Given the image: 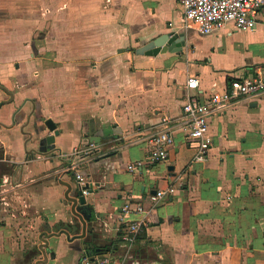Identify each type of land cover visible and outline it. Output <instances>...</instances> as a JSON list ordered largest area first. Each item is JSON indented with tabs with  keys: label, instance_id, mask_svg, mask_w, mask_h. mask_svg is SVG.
I'll return each mask as SVG.
<instances>
[{
	"label": "crops",
	"instance_id": "obj_1",
	"mask_svg": "<svg viewBox=\"0 0 264 264\" xmlns=\"http://www.w3.org/2000/svg\"><path fill=\"white\" fill-rule=\"evenodd\" d=\"M181 14L178 0H0V264H264V93L207 117L202 163L182 113L188 76L206 102L264 66V7L251 31L201 34ZM168 32L182 44L135 53ZM160 133L167 156L150 162ZM127 203L148 210L132 242Z\"/></svg>",
	"mask_w": 264,
	"mask_h": 264
},
{
	"label": "built area",
	"instance_id": "obj_2",
	"mask_svg": "<svg viewBox=\"0 0 264 264\" xmlns=\"http://www.w3.org/2000/svg\"><path fill=\"white\" fill-rule=\"evenodd\" d=\"M182 9L183 21L186 26H194L201 34H210L226 24H231L234 30L253 29L257 23L256 16L259 9L264 7V0H178ZM251 77L230 80L226 89L221 92L212 91L206 102H200L197 94L198 81L195 76H188L185 88L189 94L182 105V113L187 123V136L197 140V148L192 157L193 163H202L207 159L210 142L206 137L207 117L214 110L232 104L236 100L255 97L264 93V66L258 68ZM153 149L149 151L148 161L157 162L167 156L166 145L171 142L167 133H160L152 138ZM138 165L140 163H137ZM131 170L133 166L129 167ZM79 187L84 185L81 176H76ZM84 193H87L83 189ZM174 186L166 190H158L150 197L152 204H156L166 193H173ZM124 214L135 213L137 219L129 223L126 228V240L132 242L135 236L146 226L145 215L148 213L141 204L123 208ZM79 264H123L109 257H91L85 255Z\"/></svg>",
	"mask_w": 264,
	"mask_h": 264
},
{
	"label": "water",
	"instance_id": "obj_3",
	"mask_svg": "<svg viewBox=\"0 0 264 264\" xmlns=\"http://www.w3.org/2000/svg\"><path fill=\"white\" fill-rule=\"evenodd\" d=\"M178 37H179L178 34H176L174 32H168L165 34H161L158 37L151 40L150 42L146 43L145 45L137 48L135 50V53L137 55H146V56L156 55L160 52V50H162V47L164 45H171L173 43H179L177 45L180 46L182 44V40H180V42L176 41ZM50 123H51V121H46L45 124L48 126L49 130L52 131L55 128V126L53 124H50ZM104 133L106 134L107 132L105 131ZM47 140H48V142H52L53 137L50 136ZM86 187L87 186H84V188H86ZM81 193H82L81 190H79L77 193L79 195L78 202L80 205H85L86 199ZM94 251H96V250H94Z\"/></svg>",
	"mask_w": 264,
	"mask_h": 264
},
{
	"label": "trees",
	"instance_id": "obj_4",
	"mask_svg": "<svg viewBox=\"0 0 264 264\" xmlns=\"http://www.w3.org/2000/svg\"><path fill=\"white\" fill-rule=\"evenodd\" d=\"M95 249L94 248H90L88 251L89 253L93 252Z\"/></svg>",
	"mask_w": 264,
	"mask_h": 264
}]
</instances>
